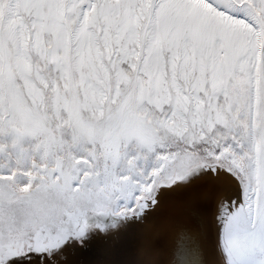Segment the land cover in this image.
Instances as JSON below:
<instances>
[{
  "label": "snow or ice",
  "instance_id": "obj_1",
  "mask_svg": "<svg viewBox=\"0 0 264 264\" xmlns=\"http://www.w3.org/2000/svg\"><path fill=\"white\" fill-rule=\"evenodd\" d=\"M0 264H264V0H0Z\"/></svg>",
  "mask_w": 264,
  "mask_h": 264
}]
</instances>
